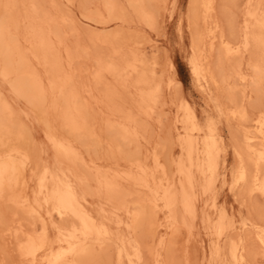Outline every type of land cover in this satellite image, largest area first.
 Returning a JSON list of instances; mask_svg holds the SVG:
<instances>
[{
  "label": "bare ground",
  "instance_id": "bare-ground-1",
  "mask_svg": "<svg viewBox=\"0 0 264 264\" xmlns=\"http://www.w3.org/2000/svg\"><path fill=\"white\" fill-rule=\"evenodd\" d=\"M143 1L129 0L128 4L135 14L144 21L151 22L150 11H147L144 5L146 2ZM39 2L0 0V76L10 83L17 97L25 99L32 110L48 123L46 139L55 152L53 163H49L47 159V162L35 159L31 150L25 147L27 137L25 138L19 116L0 90V201L9 202L17 211L37 215L40 223L39 232L37 229L26 230L13 218L11 221L5 219V214L0 211V234L4 236V233L9 232L12 236H18L17 255L22 263L105 264L108 257L102 255L100 250L106 246L113 250L116 264H143L148 255L146 248L150 249L146 243L149 239L146 238H151L156 243L154 250H148L153 258L151 261L154 264H171L162 253L169 243L167 235L179 231L183 226L192 234L200 207L204 210L201 220L205 223L211 240L209 259L205 264H249V259L258 254L251 248L252 243L257 245L259 253L264 256V230L256 229L255 224H242L251 229L247 235H231L236 228V221L225 208L218 206L215 196L217 182L222 177L221 169L223 163H226L222 161L226 144L216 123L210 118L206 123H201L195 109L187 102L177 108L182 109V116H174L172 121V138L179 151L178 157L173 153L177 158L170 157L174 170L172 166L170 169L173 172L169 171L167 163L157 154L153 155V165L134 155L127 161L126 168L118 166L115 169H105L96 161L89 162L85 159L80 147L89 149L96 146L101 142V136L88 117V101L87 105L83 102V91L76 82V73L67 71L69 67H65L67 64L71 66L74 55L69 48L65 49L68 60L61 55V49L64 48L61 47L64 44L61 26L65 22V16L45 11ZM214 2L215 0H208L203 6L204 2L194 1L197 8L200 4L205 8L204 19L209 28L205 36L199 32L195 39L194 49L198 56L192 66L194 78L200 91L215 102L211 91L217 80L208 67V55L202 54V45L208 47L210 54L218 45L221 54L233 61L232 71L225 75L222 83L230 84L232 78L235 81L237 79L242 85L244 96L249 97L264 84V8L261 7V2L248 0L240 34L237 40H229L220 32L217 20L208 21L213 17ZM103 7L104 13L110 15L109 18L117 16L113 0H105ZM101 13L99 16L103 15ZM21 27H25L22 30L25 35L21 36L27 44L26 49L20 43ZM114 38L117 37L105 36L102 40L111 43ZM114 53H118L117 49ZM249 53L252 57L248 68L244 70L241 61ZM124 56L126 58L123 57L121 62L98 60L92 74L94 82L100 83L106 72L125 85L139 72L143 62L136 55L130 58ZM63 57L67 64L63 62ZM31 58L37 66L43 67V74L36 70ZM168 84L171 86L172 83ZM134 85L140 90L138 108L148 112L153 107L151 102L155 100L160 84L152 85L145 74H142L134 81ZM257 112L250 115L245 105L237 106L231 111L230 117L237 120L235 122L238 123L241 134L231 186L235 190L241 188L249 195L262 198L263 206L259 211L263 215L264 112ZM51 113L60 120L61 127H58L63 132L60 133L50 124L47 117ZM131 118L126 114L119 125L109 123L112 142L116 146L120 145L118 141L125 142L135 134L136 131L132 133L129 129ZM81 168L89 175L85 172L83 174ZM27 170H30V178L34 182V188L30 192L26 190ZM223 177L222 181H225V175ZM92 181L96 184V191L89 189ZM91 196H98L103 200L94 205L95 201L90 200ZM130 197L136 198L137 207L130 206ZM208 209L213 210L212 214L205 213ZM7 215L12 214L10 212ZM55 219L62 223L57 224ZM142 225L145 227L144 232ZM140 228L143 235L147 234L145 240L137 235Z\"/></svg>",
  "mask_w": 264,
  "mask_h": 264
},
{
  "label": "rangeland",
  "instance_id": "rangeland-1",
  "mask_svg": "<svg viewBox=\"0 0 264 264\" xmlns=\"http://www.w3.org/2000/svg\"><path fill=\"white\" fill-rule=\"evenodd\" d=\"M39 1V4H41L40 7L45 11L51 14L57 12L56 15L61 16L63 14L65 16V25L63 24L61 26V37L64 41V44L61 45V47L64 46L61 49V55L67 58L65 49L69 48L74 55V59L71 66L66 63L68 58L65 60L63 57L65 60L63 62L67 64L65 67H69L67 71H74L76 73V82L78 86H81V91H83V93L81 92L83 102L87 105L86 101H88V117L95 131L101 136V142L96 146H92L89 149L84 146L80 147V149H83L81 151L84 153L85 159L89 162L91 160L96 161L98 165L105 169L111 167L115 169L118 166L126 168L127 161L134 155L140 159L148 160L150 165H153V155L157 154L163 162L167 163L166 165L169 171L173 172L174 166L170 164V157L177 158L179 151L177 150L178 147L175 144L174 138H172V121H174V116L181 115L183 112L182 109H179V111L177 108L181 107L183 102H187L195 109L201 123H206L209 118L216 123L226 144L223 153L226 157L222 156V161L226 163H223L221 169L222 177L220 176L217 182L215 196L218 199V206L225 208L236 221V228L231 232V235L241 236L247 235L249 231L251 232L249 227L243 226L244 222H248L250 225L255 224L254 227L256 229L264 230V214L261 215L259 211V208L263 206L262 198L257 195H249L241 188L235 190L231 186L233 185L232 174L238 161L236 150L241 141V134L238 130V123L235 122L237 120H233L230 117L231 111L240 105H245L249 114L252 116L257 114V111L264 112V84L261 85L260 90L253 91L250 95L251 97L244 96L242 85L237 79L235 81V78L231 79L230 84H223L222 79L232 71L231 63L233 61L227 60L221 54L218 45L216 46L217 49L215 48L211 54L208 51V47L206 48L205 45H202V48H204L202 54L208 55V67L217 80V83L211 91L212 98L215 102L200 91L194 78L192 66L198 56L194 49L196 36L200 33L205 36L209 30L204 19L206 15L205 8H203L208 3V0H197L200 3L204 2L202 3L203 6L200 4L199 8L194 5L195 0H144L143 3H147V5L146 3L144 4L145 8L148 12L150 11L151 22L144 21L137 13L135 14L134 9L128 4L129 0H113L116 4L117 16H111V18H109L110 15H107V12V14L104 13L103 5L105 0ZM247 1L215 0V12H212L213 17L208 21L217 20L220 24V32H223L222 34L229 40H237L247 10ZM258 1L261 2V7L264 8V0H255V3ZM149 8L150 10H148ZM98 12H103L101 13L103 15L99 16ZM92 16L95 17L93 18ZM103 16L104 18H102ZM88 17L92 19H88ZM21 28L20 33L22 34H19L20 43L26 49L27 44L21 36L25 35L24 31H22L25 27ZM238 29L239 31H237ZM105 36H116L117 38H114L111 43H107L102 40ZM115 49L118 51L117 54L114 53ZM124 55L129 58L136 55L143 62L140 65L139 72L135 73L125 85L121 84L113 75L106 72L103 73L100 83L97 84L94 82L92 74L97 67L98 60L110 59L109 61L121 62L124 59L123 57H125ZM251 55L250 53L247 54L245 59L241 61L244 70L248 68V63L252 57ZM31 60H33L31 63L34 64V59L31 58ZM35 65L36 63L33 66ZM36 66V70L43 74V67ZM39 67H41L40 71ZM142 74H145L152 85L160 84V89L157 92L155 100L151 102V107H153L148 112L138 108L140 107L138 104L140 90H138L139 87L134 85V81ZM1 78L0 90L3 96L12 104L16 115L19 116L25 132V138L27 137V146L25 145V147L31 150L36 160L53 163L55 161V152L48 142V139H46L48 123H46L44 118H41L39 113H35L32 110L33 108L26 103L27 101L25 99L15 95L8 81L6 82ZM170 82L172 83V87L168 84ZM117 110L121 112H117ZM126 114L132 117V122L129 123L130 126L128 125L129 129L132 133L134 131L136 132H134L135 134L129 140L125 142L122 140L118 141L120 145L116 146L112 142L113 135H111L112 132H109L108 125L109 123H117L119 125L123 121V116ZM49 115H53L51 116L52 119L50 116L47 117L49 118L50 124H53V128L60 131V133L63 132L60 128V120L56 119L54 113ZM55 124L57 127H55ZM168 158L170 159L168 160ZM170 166H172L173 170L170 169ZM80 171L82 173L85 172L87 176L89 175L84 168H81ZM223 175H225V181H222L224 178ZM30 177V170H27L25 177L27 182L26 190L29 192L34 188V182ZM29 178L32 182L29 181ZM94 185L96 184L92 181L89 189L96 191L97 188ZM93 197L91 196L90 200L92 202L95 201L94 205L103 200L98 196H96L97 198ZM129 199L130 206L132 208L137 207L136 198L130 197ZM0 204V211H3V215L5 214V219L11 221L13 218L17 223L22 224L24 229L30 231L37 229V232H39L40 223L37 215H29L22 210L17 211L7 201L2 200ZM10 212L12 215L14 213L16 215H13L14 217L7 215ZM203 212L204 210L200 207L199 216L194 221L192 234H189L188 229L183 226L182 228L184 229L180 227V232L173 231V234L169 233L167 235L169 243L167 249L165 251L163 250L162 253L165 259L170 260L171 264H205V261L209 259L211 240L208 237L205 223L202 221ZM212 212L213 210L211 209L205 211V213L211 214ZM23 215L24 217H22ZM55 221L56 223L58 222L57 219ZM60 221L57 224L62 223ZM141 228H143L144 232V225ZM141 228L138 230L137 235L139 237L141 236L140 238L142 240H145L144 237L146 238L147 234H145L146 236L143 235L144 233L142 234ZM145 231L147 230L145 229ZM178 232L180 233L179 235ZM3 235L7 238L2 235V237L0 236V255L3 257L0 256V264H24L19 258V255H17L16 244L18 243V236H12L9 232ZM10 238L13 240L11 241ZM146 240L147 246L150 247L151 251L154 250L156 243L152 242L151 238H146ZM254 244L252 243V246H250L258 254L250 258L252 262L249 259V264H264V256L259 253V248ZM103 248L100 250L101 254L106 255V258L108 257L105 264H116L113 250L106 246ZM150 249L146 248L148 255L143 264H154L152 262L153 258L150 256L151 251L148 253ZM16 258L20 261L18 259L17 261Z\"/></svg>",
  "mask_w": 264,
  "mask_h": 264
}]
</instances>
